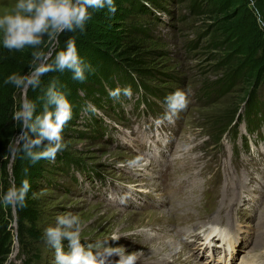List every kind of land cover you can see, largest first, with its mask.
I'll list each match as a JSON object with an SVG mask.
<instances>
[{
	"label": "rangeland",
	"instance_id": "374dc122",
	"mask_svg": "<svg viewBox=\"0 0 264 264\" xmlns=\"http://www.w3.org/2000/svg\"><path fill=\"white\" fill-rule=\"evenodd\" d=\"M141 1L143 14H124V20L111 21L108 51L131 77L128 86L133 91L132 99L121 97L116 101L106 91L97 106L100 90L94 92L93 99L87 98L86 102L98 112L85 115L81 109L77 118L69 121L62 133L66 148L54 162L42 160L31 165L27 160H12L7 149L5 156L0 157V191H6L13 181L19 185L25 178L31 184L27 207L18 214L0 206V264H51L53 251L43 243L41 235L44 228L55 223L57 215L66 212L80 217L83 242L110 241L113 235L118 236V241L109 242L111 246L136 252L137 264H204L209 258L201 257L200 239L193 232L212 221L227 225L231 231L224 239L227 252L234 258L231 264H241L254 252L264 258L263 174L249 171L241 175L230 166L220 172L219 167L222 162L227 164L224 141L230 129L245 124L238 119L245 112L246 103L252 98L264 103V82L254 76L237 80L225 92L220 89L243 62L257 66L256 73L260 65L264 69V62L257 65L249 56L254 41L259 44L254 58L264 53V2ZM15 2L0 0V13L11 11ZM78 51L93 69L86 74L95 73L98 53L84 44ZM228 55L231 57L224 62ZM49 74L42 78L46 83L42 89L56 79ZM64 74L69 77L63 78L67 83L61 88L70 96L77 82L70 83L71 73ZM110 74L108 89L125 87L116 83L119 80L113 69ZM84 83L94 90L98 87L91 77ZM100 86L105 89L102 83ZM177 89L189 96L187 110L174 124L165 122L157 127L153 121L163 116L165 97ZM78 94L84 95L82 90ZM21 98L17 89L12 113ZM13 125L11 140L20 135L15 121ZM260 125V151L264 154V122L261 120L254 127ZM155 132L158 141L152 142L153 149H146L147 139L153 140ZM135 156H142V165H146L138 174L116 166ZM26 167L27 177L23 172ZM15 173L24 178L17 181ZM218 175L221 182L207 199L204 193ZM130 189V198L120 204L119 197ZM233 206L238 209L236 225L233 216L227 214ZM230 226L234 227L233 232ZM235 230H239L237 236ZM233 235L234 241L229 238ZM191 238L198 243L188 244L186 239ZM211 238L212 234H208L206 241ZM117 259L112 257V264ZM211 259L220 260L218 250L213 251ZM254 261L246 259L242 264Z\"/></svg>",
	"mask_w": 264,
	"mask_h": 264
},
{
	"label": "clouds",
	"instance_id": "9594fccd",
	"mask_svg": "<svg viewBox=\"0 0 264 264\" xmlns=\"http://www.w3.org/2000/svg\"><path fill=\"white\" fill-rule=\"evenodd\" d=\"M105 9L114 14L117 10L114 0H16L11 11L0 13V47L10 53L32 49L29 71L23 75L13 73L4 81L22 93L21 102L12 113L20 130V135L8 144L7 156L12 160H27L31 165L42 160L54 162L58 153L65 150L62 133L73 117L72 105L57 79L41 89L42 78L52 72H68L73 81H86V73L93 69L80 56L75 35L68 37L63 48H57L59 37L64 33L83 34L93 14ZM257 22L261 24L258 19ZM29 89H40L42 94L30 100L26 95ZM107 91L116 101L133 97L131 86ZM189 104L187 92L175 90L165 97L166 110L153 123L157 127L165 122L174 124ZM82 111L87 115L97 113L98 109L86 102ZM143 159L135 156L116 166L138 174L146 167L142 165ZM23 172L27 177L29 168H24ZM30 190L27 178L19 185L13 181L6 191H0V206L18 214L27 207ZM130 195L131 189L119 197V203L125 204ZM81 233V219L71 212L57 215L55 223L44 228L41 239L53 251L51 264H112V257H118L114 264H137L136 252L128 253L122 246H111L109 242L118 241V236L113 235L110 241L83 242Z\"/></svg>",
	"mask_w": 264,
	"mask_h": 264
},
{
	"label": "trees",
	"instance_id": "16d2710c",
	"mask_svg": "<svg viewBox=\"0 0 264 264\" xmlns=\"http://www.w3.org/2000/svg\"><path fill=\"white\" fill-rule=\"evenodd\" d=\"M152 1V0H151ZM258 3L262 4L264 0H257ZM116 4V12L114 14H110L107 10H102L100 12L94 13L92 19L88 22L86 26V31L81 34L79 32L72 34V33H64L59 37V48H63L65 46V41L68 39L69 36L75 35L76 44L78 50L85 46L89 45L92 50H95L96 53L99 55V60L96 66H94V72L86 74L87 77H91V80L96 83L97 89H93L91 87H86L85 83L77 82L75 87L72 89V92L69 96V101L72 105L73 117L70 122H73L75 118H77L78 114L83 109L87 98L93 99V94L96 91L100 92L98 98L95 100V104L98 106L99 98H103L108 90V86L106 83H109L108 80L111 79V70H114V77H117L119 81L116 83L123 84L125 87H128V82L130 81L131 77L126 74V71L121 69L119 65L116 64L117 60L111 59L110 55H108V51L111 49V21L112 20H124L122 16L124 14H143L144 6L140 3L141 0H114ZM215 13L221 14V12L215 11ZM223 19V18H222ZM227 19L224 18L223 21ZM240 38V36H239ZM228 39V38H227ZM226 39V40H227ZM231 39V36H229ZM228 39V40H229ZM93 41V42H92ZM240 41V39L238 40ZM96 45H94L95 43ZM92 43H94L92 45ZM100 44V45H97ZM221 45V44H220ZM219 45V46H220ZM254 48L249 53L252 63L259 65L264 62V53L261 57H255V52L258 48V42H253ZM214 49V48H213ZM237 50V49H236ZM31 51L32 49H25L23 52H8L7 50L0 47V157L5 156L6 149L8 147V142L11 140L13 133L15 132V125H13V121H11L12 117V104L13 99L15 97V92L17 91L12 85H6L4 83L5 79L13 74H26L29 71V64L31 61ZM237 51H235L236 53ZM231 57L228 55L227 59ZM257 67V66H256ZM256 67H252L251 65H247L246 63L239 64L236 69H234L228 78L230 81L223 83L220 87L222 92L228 90L233 83H235L239 79L253 77L255 80H259L262 83L264 82V69L263 66L260 65V69H258L257 73L255 71ZM68 73V72H67ZM52 72L49 75L52 77L56 76V79L59 81L60 87H64V82H66L63 78L69 77L67 74L64 73ZM109 76V79L107 77ZM49 80V79H48ZM113 80V78H112ZM70 83L76 82L73 81L72 78L69 80ZM67 83V82H66ZM101 83L104 86V90H101ZM44 82H42L41 89L44 86ZM264 87V84H263ZM124 88V87H123ZM62 91H64L61 88ZM82 90L84 94L82 97L78 94ZM136 90V89H135ZM40 89L36 91H32L31 89L27 92V98L30 100H36L40 93ZM108 92V91H107ZM92 94V96H91ZM103 94L104 96H101ZM107 95V94H106ZM67 96V97H68ZM116 102V101H115ZM94 103V102H93ZM248 103V104H247ZM246 103V110L244 114H241L238 120H247L249 125H259L261 120L262 123L264 122V103H259L256 101L255 98H252L249 102ZM257 115V118H256ZM256 118V121H255ZM15 177H17V181L20 178H24V175L21 173H15ZM6 245V244H5ZM5 253V251H4Z\"/></svg>",
	"mask_w": 264,
	"mask_h": 264
},
{
	"label": "bare ground",
	"instance_id": "6f19581e",
	"mask_svg": "<svg viewBox=\"0 0 264 264\" xmlns=\"http://www.w3.org/2000/svg\"><path fill=\"white\" fill-rule=\"evenodd\" d=\"M229 228H230V230H232V232H233L234 227H233V226H232V227L230 226ZM235 229H236V228H235ZM235 231H236V230H235ZM180 233H181V232H180ZM230 233H231V231H230ZM230 233H229V234H230ZM238 233H239V230L235 232L236 236L238 235ZM179 235H180V234H179ZM192 236H193V235H192ZM205 236H206V238H207L208 234H206ZM233 237H234V235L231 236V237H229V238L232 239V240L234 241ZM180 238H181V235H180ZM226 238H227V237H226ZM183 239H184V238H183ZM192 239H193V238H191V239H189V240H192ZM211 239H212V238H211ZM230 239H229V240H230ZM181 240H182V239H181ZM212 242H213V241H209V243H212ZM238 242H239V240H238ZM182 243H183V242H182ZM185 243H186V242H185ZM200 245H201V244H200ZM200 245H199V246H200ZM199 246H198V252L201 251ZM241 247H242V246H241ZM201 249H202V250L204 249V248L202 247V245H201ZM223 249H224L225 253H227V254L225 255V258L227 257L228 259H229V258L232 259V256L227 252L228 248H227V246H226L225 244H224ZM238 250L240 251V246H239V245H237V251H238ZM209 251H211V255H212V253H213L212 251H215V250L212 249V250H209ZM201 252H202V251H201ZM225 253H224V254H225ZM178 255H181V252H179V253L177 254V256H178ZM204 255H205V254L202 253L201 257L204 256ZM219 255H220V254H219ZM178 257H180V256H178ZM195 257H196V256H195ZM205 257H206V255H205ZM208 258H209V257H208ZM214 262H218V263H219V260H215ZM179 263H180V262H179Z\"/></svg>",
	"mask_w": 264,
	"mask_h": 264
}]
</instances>
